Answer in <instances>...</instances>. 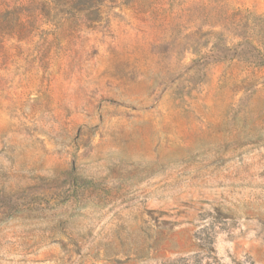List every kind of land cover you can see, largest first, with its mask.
<instances>
[{"label":"rangeland","instance_id":"1","mask_svg":"<svg viewBox=\"0 0 264 264\" xmlns=\"http://www.w3.org/2000/svg\"><path fill=\"white\" fill-rule=\"evenodd\" d=\"M0 264H264V0H0Z\"/></svg>","mask_w":264,"mask_h":264},{"label":"trees","instance_id":"2","mask_svg":"<svg viewBox=\"0 0 264 264\" xmlns=\"http://www.w3.org/2000/svg\"><path fill=\"white\" fill-rule=\"evenodd\" d=\"M55 1V0H54ZM57 1V0H56ZM89 1H91V0H89Z\"/></svg>","mask_w":264,"mask_h":264}]
</instances>
